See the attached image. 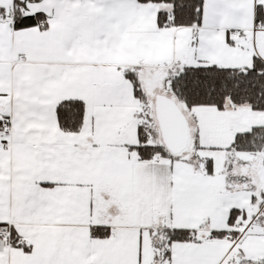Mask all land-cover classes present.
<instances>
[{"label": "snow or ice", "instance_id": "1", "mask_svg": "<svg viewBox=\"0 0 264 264\" xmlns=\"http://www.w3.org/2000/svg\"><path fill=\"white\" fill-rule=\"evenodd\" d=\"M0 264H264V0H0Z\"/></svg>", "mask_w": 264, "mask_h": 264}]
</instances>
